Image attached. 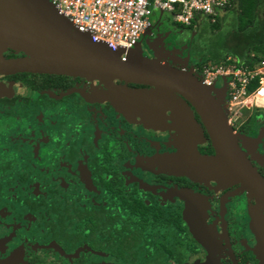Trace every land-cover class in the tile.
<instances>
[{
	"label": "flooded vegetation",
	"instance_id": "obj_1",
	"mask_svg": "<svg viewBox=\"0 0 264 264\" xmlns=\"http://www.w3.org/2000/svg\"><path fill=\"white\" fill-rule=\"evenodd\" d=\"M204 20L177 26L181 51L166 48L156 27L136 47L200 76ZM1 56L25 53L5 46ZM113 93L97 78L0 72V264H259L254 216L264 205L238 182L165 162L187 142L215 155L192 104L174 92L178 100L136 98L131 114ZM226 122L264 177V110Z\"/></svg>",
	"mask_w": 264,
	"mask_h": 264
},
{
	"label": "water",
	"instance_id": "obj_2",
	"mask_svg": "<svg viewBox=\"0 0 264 264\" xmlns=\"http://www.w3.org/2000/svg\"><path fill=\"white\" fill-rule=\"evenodd\" d=\"M5 46L23 51L25 56L5 59L1 56ZM121 51L77 31L49 0H0V72L29 71L97 78L114 86L120 96L150 104L151 98H156L155 101L159 97L174 99L177 97L173 92L180 94L202 119L216 152L213 156H201L187 142L178 154L165 162L195 176L209 175L238 182L264 205V177L234 142L225 110L220 105L226 94L225 78L220 87L207 86L192 72L141 55L139 47L131 48L125 59L121 58ZM115 78L150 85L155 90L133 91L132 95L124 87L114 85ZM182 114L187 115L184 111ZM255 216L254 225L259 232L256 253L259 264H264V215Z\"/></svg>",
	"mask_w": 264,
	"mask_h": 264
},
{
	"label": "built area",
	"instance_id": "obj_3",
	"mask_svg": "<svg viewBox=\"0 0 264 264\" xmlns=\"http://www.w3.org/2000/svg\"><path fill=\"white\" fill-rule=\"evenodd\" d=\"M79 32L121 49V58L136 46L154 11L167 13L181 25L193 26L201 19L216 21L236 0H49ZM199 78L215 85L225 78L226 94L223 109L234 112L240 108L264 109V58L246 65L227 56L217 64H205Z\"/></svg>",
	"mask_w": 264,
	"mask_h": 264
},
{
	"label": "trees",
	"instance_id": "obj_4",
	"mask_svg": "<svg viewBox=\"0 0 264 264\" xmlns=\"http://www.w3.org/2000/svg\"><path fill=\"white\" fill-rule=\"evenodd\" d=\"M203 24L201 33L209 34L204 39L210 51L200 61V69L205 64L224 61L227 56L250 66L264 58V0H236L216 21L205 19ZM228 24L229 35L223 36L222 28Z\"/></svg>",
	"mask_w": 264,
	"mask_h": 264
},
{
	"label": "rangeland",
	"instance_id": "obj_5",
	"mask_svg": "<svg viewBox=\"0 0 264 264\" xmlns=\"http://www.w3.org/2000/svg\"><path fill=\"white\" fill-rule=\"evenodd\" d=\"M181 25L180 23L175 22L174 20H172V18L164 12L161 11H154L150 16H149V20H148V27H150V29L156 27L158 28L159 31H161L163 34H165L164 39H163V43L165 45L166 48H170L173 50H179L181 51L179 45L177 44V39H178V30H177V26ZM182 26V25H181ZM229 29L230 26L225 25V27L222 28V35L224 36H228L229 35ZM147 47L145 46V43H141V45L139 46V50L141 52L144 51V49H146ZM210 51V49H206V54H208V52ZM145 52V51H144ZM180 53V52H179ZM209 64V63H208ZM221 81H218L217 84H220ZM108 91H110L109 88H107ZM115 98H119V100L121 101L120 103L123 104L124 108L131 114H133L134 110H135V104H136V100L133 99L132 97L129 96H119L116 93H113ZM153 101H155L154 99L156 98H151ZM160 99V97L158 98ZM138 101V100H137ZM253 109H258V110H264L262 108H240V109H236L234 112H228L226 109L225 113L226 116H235L237 118L241 117L242 115H246L249 113L250 110Z\"/></svg>",
	"mask_w": 264,
	"mask_h": 264
}]
</instances>
